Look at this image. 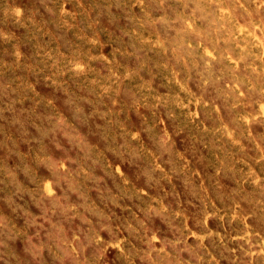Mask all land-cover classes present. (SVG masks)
<instances>
[{
    "label": "rangeland",
    "instance_id": "obj_1",
    "mask_svg": "<svg viewBox=\"0 0 264 264\" xmlns=\"http://www.w3.org/2000/svg\"><path fill=\"white\" fill-rule=\"evenodd\" d=\"M0 264H264V0H0Z\"/></svg>",
    "mask_w": 264,
    "mask_h": 264
}]
</instances>
